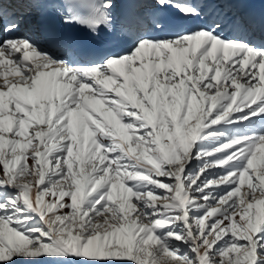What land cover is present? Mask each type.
<instances>
[{
	"label": "snow or ice",
	"instance_id": "obj_1",
	"mask_svg": "<svg viewBox=\"0 0 264 264\" xmlns=\"http://www.w3.org/2000/svg\"><path fill=\"white\" fill-rule=\"evenodd\" d=\"M258 3L0 0V264H264Z\"/></svg>",
	"mask_w": 264,
	"mask_h": 264
}]
</instances>
